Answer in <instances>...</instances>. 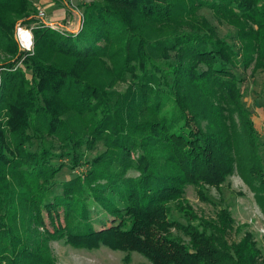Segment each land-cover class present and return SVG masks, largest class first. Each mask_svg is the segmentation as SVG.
Segmentation results:
<instances>
[{
	"label": "trees",
	"instance_id": "16d2710c",
	"mask_svg": "<svg viewBox=\"0 0 264 264\" xmlns=\"http://www.w3.org/2000/svg\"><path fill=\"white\" fill-rule=\"evenodd\" d=\"M33 1L41 0H0V115L5 110L7 126H0V163L12 177L0 173V264H55L53 240L127 259L137 253L151 264H264L252 234L229 242L234 221L226 209L212 220L198 218L184 200L187 185L200 193L217 189L236 170L264 211L261 145L235 73L264 65V0H101L113 9L86 6L78 37L38 28L33 53L23 56L13 28L35 12ZM203 9L234 29L235 42L196 17ZM94 63L126 85L123 92L108 96L92 82ZM187 88L204 98L209 114L193 109ZM60 107L86 116L89 140L57 115ZM92 142L104 150L84 162L86 174L58 182L57 161L67 156L79 166L82 146ZM130 171L137 175L126 177ZM35 204L48 211L53 232L23 236L13 229L16 208L27 205L35 222ZM92 207L115 222L95 230ZM173 208L186 224L171 219Z\"/></svg>",
	"mask_w": 264,
	"mask_h": 264
},
{
	"label": "rangeland",
	"instance_id": "374dc122",
	"mask_svg": "<svg viewBox=\"0 0 264 264\" xmlns=\"http://www.w3.org/2000/svg\"><path fill=\"white\" fill-rule=\"evenodd\" d=\"M177 2H185V0H178ZM92 4H99L101 6L113 9V5L106 3L101 0H41L33 1V8L35 12L30 14H24L23 17L16 19V24L13 28V38L17 44L19 54L25 56L26 53L32 54L34 51V31L38 28H49L57 31L61 34L73 35L78 37L83 32L84 16L86 6ZM30 8V7H28ZM31 9V8H30ZM197 18L203 19L209 24L210 28L217 35L218 38L227 40L229 42H235L232 38V32L234 29L227 23L219 20L213 13L207 9H203L197 13ZM182 22L188 23L187 16H182ZM188 28L181 29L187 31ZM24 30L29 32L30 47L24 49L18 38V31ZM255 56V55H254ZM6 56L0 51V67L3 65L2 60ZM23 58V57H22ZM18 62L16 67H19L23 59ZM53 62L58 63L64 67L70 68L72 61L63 58H53ZM91 66L89 72L92 73L91 80L97 85L104 86V90L111 94L121 93L126 85L119 83L118 81L113 82L112 75H110L100 63H94ZM2 70L0 69V97L2 93V85L5 82L2 76ZM236 75L240 80L242 101L245 108L249 111L257 131L259 142H260V156L262 157L264 166V65L255 64V62L249 64L247 69L237 67L235 70ZM186 94L189 96L190 102L193 103V109L203 114H209L205 111L207 103L204 98L197 93L194 89H186ZM203 101V102H202ZM57 115L61 114V119H68L70 124L76 127V133L83 138H87L86 131L89 127L87 125V118L84 114H78L69 112L62 107L57 108ZM235 122H238L236 116L233 117ZM5 110L0 115V126L1 129L7 131ZM208 121L204 119L201 121L202 127L207 126ZM6 136V134H5ZM58 142H56L57 144ZM34 145L31 147L32 151H36L38 146L35 140ZM27 145L26 148H28ZM104 150L102 143H84L82 146V153L84 154V161L77 166L72 168L69 159L62 157L57 161L61 170L57 175V180L60 183L69 182L77 176H84L88 171L89 166L86 165V161L92 162V160ZM6 166L0 163V173L5 175L4 180H10L12 177L9 175L10 170H4ZM137 173L130 171L126 177H135ZM14 180V179H13ZM15 181V180H14ZM7 183V181H6ZM5 183V184H6ZM11 189L16 191L17 182H13ZM11 190V191H12ZM8 192V191H6ZM185 204L195 213L198 218H204L208 220L215 219L217 214L222 210H227L230 214L233 223V230L229 235V242L232 244L238 243L246 232L252 234L257 244L258 249L261 251L264 258V211L261 210L259 205L256 203L254 194L249 190L247 185L243 182L238 172L235 170L233 175L230 176L224 184L219 188L215 189L212 187H203L201 193L197 188L191 185L185 187L184 193ZM94 206V204H92ZM34 212L32 213L35 222H39L36 225L34 220L30 217L31 212L28 210L27 205L18 206L16 208V218L14 220V230L22 232L23 236H32L36 230L38 233H43L44 230L53 232V227L49 220L48 211L40 206L39 204L34 205ZM92 218L95 230H100L105 227L111 226L115 220L106 214L98 215L95 213L96 210L91 208ZM54 214L58 217L60 224L63 223V212L62 210L55 211ZM171 219L178 221L181 224H186V221L182 218L174 208L171 214ZM100 221L105 222V225L99 223ZM37 222V223H38ZM32 234V235H29ZM173 235L181 239L184 243L188 240L180 232L173 231ZM48 248L52 257L54 258L55 264H151L144 257L137 253H132L127 259V254L119 251H111L105 247H101L97 250H84L76 249L66 244L63 240H53L48 243Z\"/></svg>",
	"mask_w": 264,
	"mask_h": 264
},
{
	"label": "bare ground",
	"instance_id": "6f19581e",
	"mask_svg": "<svg viewBox=\"0 0 264 264\" xmlns=\"http://www.w3.org/2000/svg\"><path fill=\"white\" fill-rule=\"evenodd\" d=\"M19 41L24 49H28L30 47V34L27 31L21 30L18 33Z\"/></svg>",
	"mask_w": 264,
	"mask_h": 264
},
{
	"label": "water",
	"instance_id": "95a60500",
	"mask_svg": "<svg viewBox=\"0 0 264 264\" xmlns=\"http://www.w3.org/2000/svg\"><path fill=\"white\" fill-rule=\"evenodd\" d=\"M20 32V30L18 31V33ZM30 38H31V36H30Z\"/></svg>",
	"mask_w": 264,
	"mask_h": 264
},
{
	"label": "built area",
	"instance_id": "2783aa9c",
	"mask_svg": "<svg viewBox=\"0 0 264 264\" xmlns=\"http://www.w3.org/2000/svg\"><path fill=\"white\" fill-rule=\"evenodd\" d=\"M21 31V30H20Z\"/></svg>",
	"mask_w": 264,
	"mask_h": 264
}]
</instances>
